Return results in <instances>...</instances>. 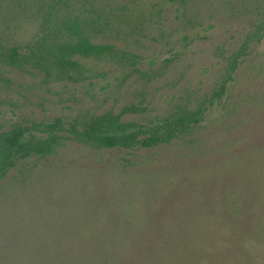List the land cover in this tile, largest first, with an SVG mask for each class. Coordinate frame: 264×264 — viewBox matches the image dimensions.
<instances>
[{"label":"rangeland","instance_id":"1","mask_svg":"<svg viewBox=\"0 0 264 264\" xmlns=\"http://www.w3.org/2000/svg\"><path fill=\"white\" fill-rule=\"evenodd\" d=\"M153 3L162 11L127 38L141 56L139 71L100 64L90 83H71L1 67L0 121L69 120L132 103L154 117L202 99L264 14V0H142L140 10L151 12ZM17 30L28 39L37 23L22 21ZM49 161L0 184L1 240L24 247L15 236L28 225L56 220L59 229L86 230L99 220L100 231H131L116 264H264V35L192 141L134 156L71 143ZM33 259L40 262L39 253Z\"/></svg>","mask_w":264,"mask_h":264},{"label":"trees","instance_id":"2","mask_svg":"<svg viewBox=\"0 0 264 264\" xmlns=\"http://www.w3.org/2000/svg\"><path fill=\"white\" fill-rule=\"evenodd\" d=\"M141 5L142 0H0V68L37 71L45 80L71 83H90L102 74L97 69L100 64L125 63L139 71L141 56L130 49L127 38L141 34L144 20L162 11L157 3L148 13L140 10ZM22 21L37 23L28 39L18 37ZM263 35L260 12L241 46L227 59L218 88L202 99L176 102L161 115L145 117L147 107L132 103L119 111H87L69 120L55 116L10 124L0 121V184L10 176L15 180L25 176L43 160L58 158L71 143L134 156L192 141L250 44ZM119 159L131 162L128 156ZM57 225L56 220H47L41 226H26L15 236L25 239L24 247L0 238V264H116L122 255L116 250L131 235L130 230L100 231L104 227L99 220H89L86 230L77 229L79 223L61 229ZM37 253L40 262L33 259Z\"/></svg>","mask_w":264,"mask_h":264}]
</instances>
